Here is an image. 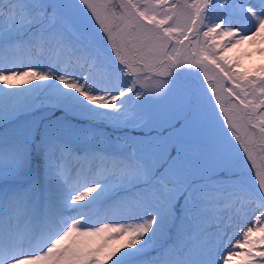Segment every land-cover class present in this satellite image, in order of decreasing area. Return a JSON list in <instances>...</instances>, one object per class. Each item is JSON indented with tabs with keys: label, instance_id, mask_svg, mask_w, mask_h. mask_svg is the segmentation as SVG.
I'll use <instances>...</instances> for the list:
<instances>
[{
	"label": "snow or ice",
	"instance_id": "obj_1",
	"mask_svg": "<svg viewBox=\"0 0 264 264\" xmlns=\"http://www.w3.org/2000/svg\"><path fill=\"white\" fill-rule=\"evenodd\" d=\"M73 11L93 38H69ZM245 44L264 54V0H0V264H264ZM221 202L254 220L230 234Z\"/></svg>",
	"mask_w": 264,
	"mask_h": 264
},
{
	"label": "rangeland",
	"instance_id": "obj_2",
	"mask_svg": "<svg viewBox=\"0 0 264 264\" xmlns=\"http://www.w3.org/2000/svg\"><path fill=\"white\" fill-rule=\"evenodd\" d=\"M69 2H74V0H69ZM64 25L67 28L68 36L70 39H76V38H83L88 37L89 39L93 38L95 35V30L87 20V17H85L82 13L78 11H73L68 14L67 18L64 21ZM259 47H264V45H259ZM257 46L254 45H242L240 49L233 50L232 52H229L228 55L233 58H238L241 60V63L243 65V68H241V71L248 69L249 74L252 73L253 70L257 69L259 65H261V61L264 57V54L259 53L256 51ZM245 50L247 53H251V55L245 54ZM104 77L100 74H98V79H103ZM194 77L189 75H182L178 78V88L181 90L185 87L192 84L194 81ZM198 83V81H196ZM37 118H39V114H37ZM12 130V126L8 124L0 125V133L7 134ZM101 133H103V129L99 130ZM99 143V142H96ZM127 151H131V149H127ZM247 203V202H243ZM252 207H255V205H252ZM241 204L237 203L234 207L229 206L226 203H217L215 205H209L207 207V214L209 217L212 216H219L221 220H224L225 222L229 223L231 227L229 228V233L234 234L239 230L240 225L246 224L251 220H254V216L250 213H246L245 211H240ZM95 210H92L93 219H98V217L95 216ZM105 222H111L109 220H105ZM120 222H124L121 220ZM189 235L186 237L187 240H191L193 228L192 226L188 227L187 229ZM127 251L128 249H124ZM150 256L144 257V260L150 259ZM127 264H143L140 260H130L127 262Z\"/></svg>",
	"mask_w": 264,
	"mask_h": 264
},
{
	"label": "trees",
	"instance_id": "obj_3",
	"mask_svg": "<svg viewBox=\"0 0 264 264\" xmlns=\"http://www.w3.org/2000/svg\"><path fill=\"white\" fill-rule=\"evenodd\" d=\"M261 64H264V57H263V59H262V61H261ZM260 66V65H259ZM104 130V129H103ZM103 135H110L111 134V132L109 131V132H105V130L103 131V133H102ZM96 141H99V139H97ZM225 195H227V193H225Z\"/></svg>",
	"mask_w": 264,
	"mask_h": 264
}]
</instances>
